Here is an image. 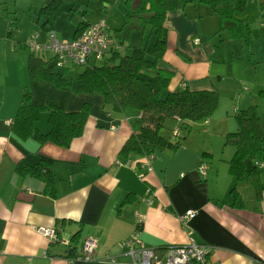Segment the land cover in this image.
<instances>
[{
    "label": "crops",
    "instance_id": "obj_1",
    "mask_svg": "<svg viewBox=\"0 0 264 264\" xmlns=\"http://www.w3.org/2000/svg\"><path fill=\"white\" fill-rule=\"evenodd\" d=\"M137 1L131 0L133 5ZM248 3L260 6L257 0ZM240 13L235 17L245 25L243 36L230 38L219 17L196 0L166 12V44L158 66L173 71L168 90H214L219 101L210 117L191 124L177 149L154 152L143 177L135 164L145 157L119 154L126 139L145 124L143 112L108 113L97 94L30 79L31 52L16 46L18 42L0 47V264L126 263L130 258L121 243L137 229L141 242L152 248L186 244L191 238L209 247V264H264V166L252 182L237 181L228 172L234 148L224 143L225 135L237 129L235 113L249 106L256 107L264 129V15L255 25ZM40 25L30 35L46 33ZM6 37L10 39V32ZM25 87L32 103L52 100L67 111L88 103L82 134L66 148L16 139L11 121ZM165 115L160 133L173 140L181 134L178 111L168 106ZM36 128L40 133L48 130L46 112ZM42 156L51 159L54 196L43 192L40 179L15 172L18 163L33 165ZM201 164L206 165L205 174L199 171ZM187 209L195 215L184 229L178 215ZM39 227L53 228L58 240L51 243ZM87 237L97 243L93 259L70 260L71 246L79 253Z\"/></svg>",
    "mask_w": 264,
    "mask_h": 264
},
{
    "label": "trees",
    "instance_id": "obj_2",
    "mask_svg": "<svg viewBox=\"0 0 264 264\" xmlns=\"http://www.w3.org/2000/svg\"><path fill=\"white\" fill-rule=\"evenodd\" d=\"M122 1L129 11L125 16V23L137 22L148 31V37L144 41L122 49V40H115L110 35L119 48L111 47L102 60L80 66L81 70L74 78L66 74L73 71L76 66L56 68L52 57L43 58L31 52L27 61V73L30 79L48 81L58 89L97 94L101 96L102 107L108 113L143 112L147 118L145 124L126 139L119 154L124 157L134 154L149 158L156 151L177 149L188 135L191 124L214 113L219 95L214 90L191 91L184 88L169 91L168 84L173 71L158 66L166 44L164 26L166 12L183 9L194 0H138L134 5L131 0ZM257 1L260 6L264 4V0ZM59 2L60 0H46L40 7L38 14L44 15L41 28L52 30L54 11ZM196 2L205 5L212 15L219 17L220 28L225 29L230 38L243 36L245 25L235 17V12L243 10L248 0H196ZM86 26L88 25L79 23L75 35ZM24 43L20 45L26 47ZM30 94L29 88L25 87L11 121V132L16 139L31 138L39 144L50 142L66 148L73 138L82 134L90 112L88 103H83L79 110L67 111L52 100H46L42 104L32 103ZM168 106L177 109L181 129V134L175 136L173 140L164 138L160 133ZM45 112L49 128L46 132L40 133L36 128V122ZM234 118L237 129L227 133L224 138V143L234 148L233 155L228 161V172L237 181L252 182L261 171L254 162L264 161V148L260 146L264 142V129L255 106L237 111ZM15 172L21 178L29 176L40 179L43 183V192L54 196L51 159L42 156L33 165L18 163ZM230 193L233 203H236L238 193L234 186ZM127 201L129 198L125 200ZM77 238L78 232L72 236L73 242H76ZM76 247L73 244L69 249L70 257L79 256L80 252L78 253ZM155 250L158 251L159 248ZM162 250L163 247H160V251Z\"/></svg>",
    "mask_w": 264,
    "mask_h": 264
},
{
    "label": "built area",
    "instance_id": "obj_3",
    "mask_svg": "<svg viewBox=\"0 0 264 264\" xmlns=\"http://www.w3.org/2000/svg\"><path fill=\"white\" fill-rule=\"evenodd\" d=\"M24 44L32 53L38 55L48 54V57H52L57 67L85 66L92 61L102 60L109 48H119V45L111 38L104 19L89 24L68 40L58 39L53 31H48L44 34L36 32L30 35ZM44 58L46 57L44 56ZM176 134H178V131H176ZM148 162L149 158H146L141 163L135 164V168L139 170V177H143L144 171L150 169ZM254 163L260 168L264 166V162L260 160ZM128 164L134 165L130 162ZM199 169L202 174H205L206 165L201 164ZM146 191H149V189H146ZM194 215L195 211L193 209H187L178 215V220L184 228H187L189 220ZM140 221L141 216L139 215L137 228L141 223ZM138 230L121 243L125 247L126 255L130 258L129 262L123 264H209L207 261L209 247L198 244L191 238L186 244L166 245L163 247L162 252L159 253L155 248L145 246L141 242L137 234ZM38 232L48 237L51 243L58 240L53 228L39 227ZM96 245L95 239L84 238L81 243L79 256L70 258V260H92ZM109 260L116 262L114 258ZM253 264L261 263L256 261Z\"/></svg>",
    "mask_w": 264,
    "mask_h": 264
},
{
    "label": "rangeland",
    "instance_id": "obj_4",
    "mask_svg": "<svg viewBox=\"0 0 264 264\" xmlns=\"http://www.w3.org/2000/svg\"><path fill=\"white\" fill-rule=\"evenodd\" d=\"M45 1L0 0V47H10L11 42H18L16 46L20 47V43L25 42L31 32L40 29L39 24L44 19V15L40 16L38 23L37 15ZM105 1L108 5H104ZM259 7L257 3H248L241 10L244 13H240L241 11L235 13L247 16L250 20L256 21L254 24L257 25L259 20H263L262 14L264 15V6L261 9ZM128 13L122 0H60L54 11L53 30L58 39H69L79 23L89 25L98 19H104L111 36L115 40L121 39L124 49L126 46L138 45L148 37V31L139 24L125 23V16ZM10 22L13 24L10 25ZM7 32L11 34L10 39L6 37ZM80 70L81 67L76 66L66 76L74 78Z\"/></svg>",
    "mask_w": 264,
    "mask_h": 264
},
{
    "label": "bare ground",
    "instance_id": "obj_5",
    "mask_svg": "<svg viewBox=\"0 0 264 264\" xmlns=\"http://www.w3.org/2000/svg\"><path fill=\"white\" fill-rule=\"evenodd\" d=\"M46 23H48V22H46ZM89 24H90V23H89ZM73 35H74V34H73ZM73 35H72V37H73ZM56 37H57V36H56ZM72 37H71V38H72ZM148 156H149V155H148ZM46 158H47V157H46ZM125 162H126V161H125ZM131 162H132V161H131ZM116 163H117V162H116ZM131 167H132V166H131ZM137 171H138V170H137ZM135 220H136V219H135ZM142 223H143V221H142ZM134 227H135V226H134ZM139 227H140V226H139ZM182 227H183V226H182ZM184 229H185V228H184ZM138 232H139V231H138ZM129 235H130V234H129ZM90 238H91V237H90ZM139 239H140V238H139ZM142 242H143V241H142ZM144 244H145V243H144ZM165 245H166V244H165ZM155 249H156V248H155ZM157 249H158V248H157ZM163 249H164V248H163ZM156 251H157V250H156ZM158 251H159V253L162 252V251H160V247H159V250H158ZM158 251H157V252H158ZM70 258H74V257H70ZM122 264H123V263H122Z\"/></svg>",
    "mask_w": 264,
    "mask_h": 264
}]
</instances>
